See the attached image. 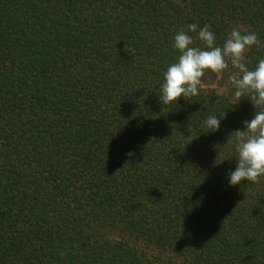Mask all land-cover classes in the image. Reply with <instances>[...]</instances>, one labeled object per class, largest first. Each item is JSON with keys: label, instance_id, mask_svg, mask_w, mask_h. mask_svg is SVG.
<instances>
[{"label": "trees", "instance_id": "1", "mask_svg": "<svg viewBox=\"0 0 264 264\" xmlns=\"http://www.w3.org/2000/svg\"><path fill=\"white\" fill-rule=\"evenodd\" d=\"M190 24L264 59V0H0V264H264V176L226 179L241 74L159 100Z\"/></svg>", "mask_w": 264, "mask_h": 264}, {"label": "clouds", "instance_id": "2", "mask_svg": "<svg viewBox=\"0 0 264 264\" xmlns=\"http://www.w3.org/2000/svg\"><path fill=\"white\" fill-rule=\"evenodd\" d=\"M197 27L190 24L188 30L196 32L206 48L192 46L193 37L184 30L175 34L172 47L180 55L163 73L159 100L163 104L178 103L181 97L198 95L208 73L224 70L228 66L226 58H229L232 66L241 74L231 77L235 97L250 96L249 100L259 110L251 120L242 122L243 130L235 131L236 166L227 173L226 179L229 186L240 185L244 180L255 182L264 176V59L250 69L244 62V53L250 46L258 44L257 34L242 33L238 28H233L221 47L215 44L216 37L209 25H204L198 31ZM221 120L216 115H210L204 123L211 129L210 132H215L220 128Z\"/></svg>", "mask_w": 264, "mask_h": 264}, {"label": "rangeland", "instance_id": "3", "mask_svg": "<svg viewBox=\"0 0 264 264\" xmlns=\"http://www.w3.org/2000/svg\"><path fill=\"white\" fill-rule=\"evenodd\" d=\"M215 80H216V73L209 72L208 78H206L205 83L215 84L216 83Z\"/></svg>", "mask_w": 264, "mask_h": 264}]
</instances>
